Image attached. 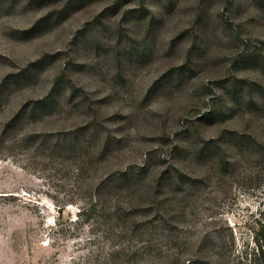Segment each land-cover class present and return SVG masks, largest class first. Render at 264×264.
Instances as JSON below:
<instances>
[{"label": "rangeland", "instance_id": "374dc122", "mask_svg": "<svg viewBox=\"0 0 264 264\" xmlns=\"http://www.w3.org/2000/svg\"><path fill=\"white\" fill-rule=\"evenodd\" d=\"M263 226L264 0H0V264H264Z\"/></svg>", "mask_w": 264, "mask_h": 264}, {"label": "trees", "instance_id": "16d2710c", "mask_svg": "<svg viewBox=\"0 0 264 264\" xmlns=\"http://www.w3.org/2000/svg\"><path fill=\"white\" fill-rule=\"evenodd\" d=\"M263 227H264V226H263ZM263 231H264V228H263ZM261 238L264 240V233H263V235H262ZM259 239H260V238L258 237V241H259ZM259 247H260V250H261L262 252H264V249H263V248H264V243H260V244H259Z\"/></svg>", "mask_w": 264, "mask_h": 264}]
</instances>
